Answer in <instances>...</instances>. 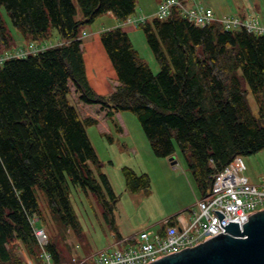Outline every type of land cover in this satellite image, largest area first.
Segmentation results:
<instances>
[{"label":"trees","instance_id":"trees-1","mask_svg":"<svg viewBox=\"0 0 264 264\" xmlns=\"http://www.w3.org/2000/svg\"><path fill=\"white\" fill-rule=\"evenodd\" d=\"M77 3L81 20L75 18ZM137 3L0 0L27 41L21 47L49 39L52 28L60 36L57 44L0 63V264H42L30 220L35 215L49 231L47 250L54 264H70L50 229L55 221L66 231L80 229L74 192L92 196L117 230L114 211L120 195L102 171L87 130L97 119L82 116L71 103V86L83 103L108 107L113 121L116 112L134 113L157 157L182 158L200 197L208 195L214 176L236 156L264 149V34L244 27L227 30L220 22L197 26L173 7L166 19L151 18L139 26L159 72H153L129 33L117 25L104 30L101 40L118 84L108 95L91 87L81 26L103 14L123 22L136 12ZM13 42L0 12V53L16 47ZM122 171L127 190L151 189L147 173L129 167ZM38 191L51 219L43 214Z\"/></svg>","mask_w":264,"mask_h":264},{"label":"rangeland","instance_id":"rangeland-1","mask_svg":"<svg viewBox=\"0 0 264 264\" xmlns=\"http://www.w3.org/2000/svg\"><path fill=\"white\" fill-rule=\"evenodd\" d=\"M253 3H258V5L261 6V11H259L258 13L260 14L259 16L263 20L264 0H191L190 2V4L204 6L207 8L210 7L216 11H222L228 14L227 16L231 17H235L236 13L237 15H239L241 13L250 11L249 9L253 6ZM158 5L159 0H138L135 15L143 13L151 19V17L158 8ZM76 6L77 14L75 18L77 20H81L83 18V13L78 3L76 4ZM0 12L3 18L5 19L7 27L11 30L14 35L13 43L15 44L14 46H16L7 51L9 52L12 49L16 50V48H19L26 44L27 41L24 43L23 35L18 32V30L13 26L5 7L1 6ZM115 21L117 20L112 15L103 14L99 16L96 20H94V22L83 24L79 31V34L83 40L84 58L88 81L91 87L97 93L102 95L114 90L115 85L113 82L117 81L114 77L115 69L101 40L102 32L111 28L110 26ZM125 28L130 30L128 32L130 38L133 42L135 49L138 51L141 57L148 63L153 72H159V64L151 50V47L147 42L146 35L143 29L127 25L125 26ZM44 42L52 44L59 43L60 36L58 34V31L55 28H52L51 37L45 41L39 40L37 42V45L42 46ZM71 88L72 94L70 95L69 99L71 103L77 107L81 115L85 117L84 108H87L88 106L80 100V96L76 92L74 86H71ZM250 102L253 106V109L257 111L258 106L252 94H250ZM95 107L96 106H92V108H94L92 109V113L94 114L99 113V109H101V111L106 114L109 109L108 107H102L101 105H98L96 109ZM121 114L123 120L126 122V126L129 129L130 134L126 136H120L118 135L117 131L113 132L112 137L114 140V145L116 147V150L118 147H120L121 151H127L128 153H130L132 150L131 144H135L137 148H139V152L136 157H125L124 155H122L121 159H116L115 155L112 153L113 149H111V147L114 148V145L111 146L110 149L107 148L105 144L108 143L107 139L105 137H102L101 134L98 133V131L96 130L97 128L95 126H89L87 128L88 134L103 164L102 171L105 173V168H107L110 174V179L112 180V184L115 187V192L117 193V181H115L114 179V177L116 178L114 172H116L118 169V162H120V164H123V168L129 166L125 165L127 163L138 164L139 162L142 168L147 167L151 170V173L147 170L144 171L149 175L150 180L152 179L151 189L149 191H143L147 196L151 197L156 193L154 185L157 179L154 171H152L153 166L148 157L149 154L154 155L149 140L147 139V136L145 135L144 130L134 113H132L131 111H123L121 112ZM114 120L115 124L118 123L116 117H114ZM243 158L247 165L245 174L251 179V182L258 186L264 184V149L256 153L243 156ZM112 160L114 164L113 166L111 165ZM182 161V158H180L179 165L183 163ZM130 168L132 167L130 166ZM96 174H98V172H96ZM166 190H168V188L164 187V185H161L160 191L163 194L162 196L165 204L164 206L168 208L169 204H173L172 201H175L177 198H174L168 194L166 195ZM38 195L39 203L44 216L51 219L52 214L47 206L46 200L44 199L40 191H38ZM195 198L196 196L194 197V199ZM72 200L73 209L80 221V229L78 231L74 229L66 231L63 225L56 221L52 223L50 229L51 232L54 233L53 235L56 237L58 248L62 253L63 260H70L73 255H77L81 259L89 258L92 255H95L101 250L107 248V246H111L113 236L117 234V230H114L112 226H110V224L106 221L100 206L97 205L95 199L92 196H87L81 190V192L79 191V193L74 192ZM136 204H138V202H136ZM195 205L196 200H194V205L191 207H195ZM127 215L129 218V213ZM48 222L51 223V221ZM36 224L38 226H44L47 232H49L46 226L44 225L43 219L39 218ZM160 226L161 224L158 222L155 223L149 221L143 224L136 225L134 228V232H140L141 230L158 232L160 230ZM117 236H119V234H117ZM14 244H18V242H14ZM18 252L22 256L25 255L22 247H19Z\"/></svg>","mask_w":264,"mask_h":264},{"label":"built area","instance_id":"built-area-1","mask_svg":"<svg viewBox=\"0 0 264 264\" xmlns=\"http://www.w3.org/2000/svg\"><path fill=\"white\" fill-rule=\"evenodd\" d=\"M173 7L180 9L188 21L197 26H207L215 21L221 22L227 30L245 28L249 32L264 34V24L257 18L240 19L231 16L217 17L213 9L195 4L188 0H162L155 14L166 19ZM144 14L129 16L127 25L138 26L147 21ZM41 48L31 45L29 49L0 55V63L12 57H25ZM246 163L242 156H236L213 179L207 196L200 197L195 207H190L176 217V221H165L158 232L141 230L136 241L119 240L89 258L72 257L70 264H147L150 261L172 251L194 245L222 230L226 231L227 222L245 217L264 208V184L255 185L245 174ZM216 208V209H215ZM224 215L219 217V211ZM41 251L42 264H54L47 250L49 235L44 227L36 225L37 217L30 218Z\"/></svg>","mask_w":264,"mask_h":264},{"label":"crops","instance_id":"crops-1","mask_svg":"<svg viewBox=\"0 0 264 264\" xmlns=\"http://www.w3.org/2000/svg\"><path fill=\"white\" fill-rule=\"evenodd\" d=\"M160 1L161 0H159V3ZM249 10L250 11L248 12L241 13L239 15H237L236 13L235 15L241 18L257 17L262 23H264V18L262 20V18L259 16L260 14L258 13L259 11H261V6H259L258 3H253V6ZM214 11L218 16L228 15L222 11H218V10L217 11L214 10ZM117 25H120V23L118 21H115L110 27ZM123 28L127 32L130 31L127 28H125V26H123ZM113 83L115 86L118 84L117 81ZM110 92L104 95H108L110 94ZM86 105L88 107L84 108L85 117L90 116L97 119V124L93 126L97 128L96 130L98 131L99 134H101L102 137H105L107 139L108 143H105L107 148L110 149V147L114 145V140L112 137L113 132L117 131L118 135L120 136H126L130 134L129 129L126 126V122L123 120L121 112H116L114 114L113 118L116 117L118 121V123L115 124L114 123L115 120L113 121L110 117L107 116L108 112L104 114L101 111V109H99V113L97 114L92 113V109H94L92 108V106H96L95 107L96 109L99 104H86ZM131 145H132L131 148L132 150L130 153H128L127 151H121L120 147H118L119 149L117 148L116 150L115 145L114 148L111 147V149H113L112 153L115 155L116 159L117 158L121 159L122 155H124L125 157H130V156L136 157L138 155L139 148H137V146L133 143ZM148 157L153 166L152 171H154L157 179L154 185L156 193L151 197L147 196L143 191L131 192L127 190L126 180L122 173L123 164H120V162H118V169L116 172H114L116 178L114 177V179L115 181H117L116 191L120 195V198L115 207L114 217H115L117 234H119V236L115 234L113 236L112 243L120 239H128L131 236H136L138 232H134V228L138 224H143L149 221L155 223L158 222L161 224L160 226L161 228L166 220L174 221L177 215H179L186 209L193 206L194 200L197 201V199L200 197L199 191L197 190L195 184L191 180V177L184 162L182 161L183 163L179 165V161H180L179 157L175 156L177 165H174L173 161L170 160V158L157 157L155 154L154 155L149 154ZM111 165L112 166L114 165L113 160L111 161ZM125 165H129L128 166L129 168L131 166L137 174L146 173L144 172L146 170L151 173V170L149 168L147 167L142 168L139 162L138 164L127 163ZM105 173L108 175L110 179V174L107 168H105ZM110 182L113 189L115 190V187L113 186L112 184L113 182L111 179ZM161 185H164V187L168 188V190H166V195L168 194L174 198H177L175 201H172L173 204H169L168 208L164 206L165 204L163 201V196H162L163 194L160 191ZM195 196L196 198L194 199ZM136 202H138V204H136ZM128 213H129V218L127 215Z\"/></svg>","mask_w":264,"mask_h":264},{"label":"water","instance_id":"water-1","mask_svg":"<svg viewBox=\"0 0 264 264\" xmlns=\"http://www.w3.org/2000/svg\"><path fill=\"white\" fill-rule=\"evenodd\" d=\"M170 160L173 164L177 162L175 156ZM223 215L219 211V217ZM238 222L230 219L226 231L147 264H264V208L238 219Z\"/></svg>","mask_w":264,"mask_h":264}]
</instances>
